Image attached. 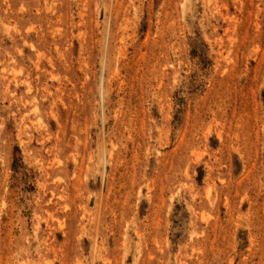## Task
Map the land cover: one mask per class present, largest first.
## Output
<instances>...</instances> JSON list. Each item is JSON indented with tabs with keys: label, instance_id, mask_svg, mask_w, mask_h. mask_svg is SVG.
I'll list each match as a JSON object with an SVG mask.
<instances>
[{
	"label": "rangeland",
	"instance_id": "obj_1",
	"mask_svg": "<svg viewBox=\"0 0 264 264\" xmlns=\"http://www.w3.org/2000/svg\"><path fill=\"white\" fill-rule=\"evenodd\" d=\"M0 264H264V0H0Z\"/></svg>",
	"mask_w": 264,
	"mask_h": 264
}]
</instances>
